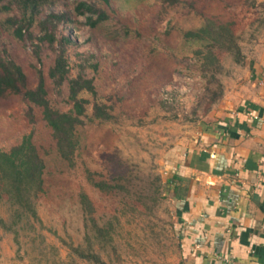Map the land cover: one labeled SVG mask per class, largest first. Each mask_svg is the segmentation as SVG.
I'll list each match as a JSON object with an SVG mask.
<instances>
[{
  "label": "rangeland",
  "instance_id": "1",
  "mask_svg": "<svg viewBox=\"0 0 264 264\" xmlns=\"http://www.w3.org/2000/svg\"><path fill=\"white\" fill-rule=\"evenodd\" d=\"M81 1L106 8L111 20L92 29L87 24L88 15L72 12ZM154 1L112 0L110 10L101 0H58L42 9L32 28L33 38L27 34L32 39L25 41L13 38L11 29L3 26L0 44L24 67L29 85L34 87L40 71L48 68L60 50L58 44L53 50L41 38L46 32L57 38L70 37L73 46L68 56L73 73L95 79L99 97L110 105L114 118L82 130L75 167L56 154L46 156L45 191L37 201V217H19L7 198L0 199V221L12 226L5 228L0 222V264H184L173 152L198 136L200 123L220 106L227 88L233 89L236 81H241L250 61L262 52L264 0L221 4L219 0H185L195 3L189 9L191 15L173 19L170 12L160 17L162 6H152ZM219 12L235 19L246 63L226 60L225 72L219 76L224 96L210 105L205 81L175 66L168 53L167 49L178 43L179 31L172 33L171 46L160 44L151 54L154 65H147L146 55L153 39L156 42L153 34L149 36L151 25L157 34H163L169 24H177L182 31L199 27L204 14L215 16ZM17 14L18 8H14L3 12L1 19ZM54 14L66 18L43 24ZM125 26L141 29L144 39L114 38L113 29ZM161 51L169 58L161 57ZM146 73L150 75L144 80ZM49 83L53 105L67 110L63 96ZM85 95L93 101L92 95ZM29 108L16 97L0 99V149L10 148L31 131L49 137L39 111L35 110L36 123L29 122ZM87 169L99 173V179L110 180V193L99 191L90 182ZM81 193L90 197L94 207L91 216L81 207ZM95 222L105 229L98 232Z\"/></svg>",
  "mask_w": 264,
  "mask_h": 264
},
{
  "label": "trees",
  "instance_id": "2",
  "mask_svg": "<svg viewBox=\"0 0 264 264\" xmlns=\"http://www.w3.org/2000/svg\"><path fill=\"white\" fill-rule=\"evenodd\" d=\"M5 1L0 0V41L3 26L11 29L13 38L25 41L27 38H33L32 28L42 9L49 4H55L58 0H10L8 5L4 4ZM101 1L111 10L112 0ZM226 1L228 0H219L217 3ZM155 4L162 6V12L158 11L160 17L163 13L170 12L172 19L176 16L191 15L189 9L195 7L194 2L187 3L185 0H155L152 6ZM14 8H18L20 15L8 16L3 21L1 19L3 12H10ZM172 11H174L173 15ZM72 12L75 15H88L87 24L92 29L111 20L106 8L86 1L76 3ZM63 18L66 17L54 14L47 17L43 24H53L55 19L60 21ZM67 22H70L68 16ZM236 30L235 19L225 16L223 12L215 16L204 14L199 27L182 31L177 24H169L163 34H157L154 26L151 25L149 36L153 34L156 42L153 39L152 45L149 46L146 63L154 65L156 61L151 54L155 53L160 44L166 48L171 46L168 41L172 33L179 31L178 43L171 49L168 48V53L175 61V66L182 67L186 69V74L198 75L205 81V92L210 93L211 96L209 104H214L224 96L219 76L225 72L226 60L230 58L237 65L246 63L241 37L237 35ZM27 34L32 38L27 37ZM112 34L114 38L123 37L132 41L136 38L144 39V32L141 29H132L129 26L114 28ZM41 40L48 42L53 50L58 44L60 50L55 52L48 68L40 71L41 76L36 87L29 85L24 67L17 63L9 55L7 48H3L0 44V99L16 97L29 104L30 108L26 114L32 124L36 123L35 110L39 111L49 134V137H46L31 131L10 148L0 149V199L7 198L13 212L19 217L24 214L37 217V201L45 191L46 156L56 154L62 162L75 167L82 147V130L90 124H105L114 118L110 105L99 97L95 79L86 77L81 72L73 73L68 56V49L73 46L72 39L68 36L57 38L54 34L46 32ZM163 54L164 52L161 51V57L169 58ZM45 71L47 77L44 76ZM150 73H146L144 80ZM47 82H50L58 95L63 96L64 102L68 105L67 110L63 111L53 105ZM85 94L92 95L93 101ZM180 148H175L174 151L177 152ZM86 171L90 182L99 191L110 193V180L99 179V173L90 169ZM80 204L86 215L93 214L94 207L88 194L81 193ZM0 222L5 228H12L3 219ZM13 223L17 224L16 219ZM94 225L98 232L105 229L97 222ZM94 257L97 262L102 263L98 255Z\"/></svg>",
  "mask_w": 264,
  "mask_h": 264
},
{
  "label": "crops",
  "instance_id": "3",
  "mask_svg": "<svg viewBox=\"0 0 264 264\" xmlns=\"http://www.w3.org/2000/svg\"><path fill=\"white\" fill-rule=\"evenodd\" d=\"M176 152L184 264H264V48Z\"/></svg>",
  "mask_w": 264,
  "mask_h": 264
}]
</instances>
